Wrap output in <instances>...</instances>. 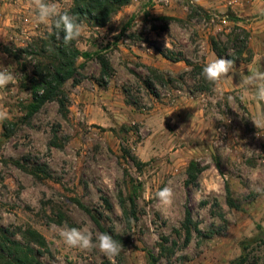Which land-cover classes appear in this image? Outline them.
Wrapping results in <instances>:
<instances>
[{
	"label": "rangeland",
	"instance_id": "374dc122",
	"mask_svg": "<svg viewBox=\"0 0 264 264\" xmlns=\"http://www.w3.org/2000/svg\"><path fill=\"white\" fill-rule=\"evenodd\" d=\"M49 2L63 12L74 5ZM234 18L251 33L250 47L264 48V0H135L106 28L82 24L77 46L109 60L108 84L99 85L96 57L80 59L83 79L66 85L67 111L53 102L24 121L22 106L32 100L24 87L34 64L25 63V72L4 51L26 48L48 32L36 23L30 0H0V62L24 78L19 91L0 89L13 125L6 139L0 122V228L32 247L42 264H151L150 254L158 264L239 258L241 243L264 231V127L253 122L264 121V101L246 87L219 92L184 61L161 55L205 66L218 58L212 38L226 41ZM246 92L253 98L247 102ZM193 163L201 172L190 184ZM227 183L242 211L229 207ZM164 187L174 193L170 206L156 195ZM73 227L92 231L94 242L104 228L121 243L119 255L67 246L61 232ZM33 231L45 247L30 241ZM255 256L251 264L264 263V246Z\"/></svg>",
	"mask_w": 264,
	"mask_h": 264
},
{
	"label": "trees",
	"instance_id": "16d2710c",
	"mask_svg": "<svg viewBox=\"0 0 264 264\" xmlns=\"http://www.w3.org/2000/svg\"><path fill=\"white\" fill-rule=\"evenodd\" d=\"M135 0H73L74 5L66 11L69 15L77 19L80 24H87L92 28L103 29L109 26L118 13L125 7L131 5ZM192 12H202V9L192 6ZM236 24L231 33L227 36V40L214 37L211 40V46L218 58L234 59L236 65L247 64L252 62L253 51L250 47L251 33L239 26L241 22L234 18ZM62 35V34H61ZM77 40L69 45H64L62 40H57L54 35L47 33L45 36L34 39L26 48H5V54L16 61L18 64H23L24 71L27 72L25 63L29 60L33 61V70L30 76L27 77L26 91L31 94V102L23 104L22 113L23 120H31L49 103L56 102L60 107L61 112H66L70 103V96L65 91L66 85L72 81L78 86L83 79L81 70L84 65H79L80 59L89 61L95 57L100 62L102 67L101 78L99 82L101 87L108 84L111 74L110 62L101 54L92 55L90 52H83L77 46ZM233 51V52H231ZM161 55L170 62L180 63L184 61L188 66L192 67V75L202 77L201 72L204 66H192L187 60H179L170 55L161 52ZM248 57V58H247ZM160 73V72H159ZM202 79L207 82L203 77ZM12 125L10 120L4 121V137L10 139L12 134L9 126ZM13 126V125H12ZM16 165L25 171L30 170L21 163L16 162ZM201 172L198 165L192 164L188 171L189 183H195L197 176ZM36 175V174H35ZM37 176V175H36ZM227 201L231 209L242 211V206L237 204L233 198V192L230 185L226 184ZM78 205L101 227L100 222L94 217L93 213L82 203ZM188 225L186 228V243H189L192 238L190 225L192 224L191 212L187 213ZM103 233H109L102 228ZM110 234V233H109ZM31 242L40 246H46L45 238L36 231L30 232ZM113 237V235H112ZM113 239H115L113 237ZM264 246V231L257 236L249 238L241 243L242 254L239 258L232 261L231 264H251L256 259V248ZM35 250L32 247H24L18 241L12 240L8 236V232L0 228V264H42L35 256ZM151 264H158L156 257L153 254L149 255ZM264 260V257H263ZM264 264V263H263Z\"/></svg>",
	"mask_w": 264,
	"mask_h": 264
},
{
	"label": "clouds",
	"instance_id": "9594fccd",
	"mask_svg": "<svg viewBox=\"0 0 264 264\" xmlns=\"http://www.w3.org/2000/svg\"><path fill=\"white\" fill-rule=\"evenodd\" d=\"M193 3L198 4L199 0H193ZM30 7L35 13L36 23L44 25L47 32L54 35L57 40H62L64 45H69L82 36L83 25L67 12H63L56 3L49 2V0H30ZM244 68L243 65L237 68L234 59L216 58L203 67L201 76L214 85L217 91L222 92L224 82L233 81V77L238 74L241 77V84L246 88L254 89L255 98L264 101V70L247 69L248 75H244ZM23 79L22 75L9 71V67H4L0 62V89L11 85L14 90L19 91V85ZM8 119H10L9 111L0 106V122ZM253 122L256 127H264V121L254 120ZM181 131L185 136L188 135L189 130H185L184 126H181ZM156 195L164 206H170L173 202L174 193L169 187H164ZM61 236L69 247L86 251L98 247L100 252L109 257L119 255L122 249L121 243L113 239L109 233L96 235V242H94L92 231H82L73 227L63 230Z\"/></svg>",
	"mask_w": 264,
	"mask_h": 264
},
{
	"label": "crops",
	"instance_id": "0c3cea01",
	"mask_svg": "<svg viewBox=\"0 0 264 264\" xmlns=\"http://www.w3.org/2000/svg\"><path fill=\"white\" fill-rule=\"evenodd\" d=\"M251 49H252L253 54H254L252 62L247 63V64H241L245 67L244 68V75H248L247 69L264 70V48L252 43ZM239 65L240 64L236 65L237 68L240 67ZM235 77H238V78H235L233 81L229 80V81L224 82V85H223L224 91H230V89H235L234 87H236V88H244L245 87L243 84H241V77L238 74L235 75ZM245 95H246L245 100L248 99V101H250L251 99H253L252 97H250L249 93L246 92ZM255 100L257 101V99H255ZM246 102H247V100H246ZM249 105L252 106V103L249 102Z\"/></svg>",
	"mask_w": 264,
	"mask_h": 264
}]
</instances>
